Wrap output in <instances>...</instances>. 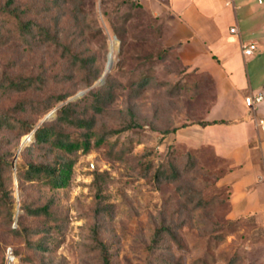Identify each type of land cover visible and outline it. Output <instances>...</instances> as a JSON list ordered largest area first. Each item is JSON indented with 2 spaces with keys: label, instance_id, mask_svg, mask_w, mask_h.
Segmentation results:
<instances>
[{
  "label": "rangeland",
  "instance_id": "obj_1",
  "mask_svg": "<svg viewBox=\"0 0 264 264\" xmlns=\"http://www.w3.org/2000/svg\"><path fill=\"white\" fill-rule=\"evenodd\" d=\"M6 4L0 0V9ZM15 7L24 21L47 25L79 62L0 12V116H6L0 155L14 164L7 181L11 196L0 202V264H104L97 239L110 264H264V215L234 209L232 187L222 182L231 161L205 141L214 133L195 124L213 109L216 82L165 50L150 11L132 8L128 0H15ZM112 44L111 78L97 85ZM23 77L39 80L28 90L11 89L10 80ZM80 92L85 94L70 100ZM90 92H99L102 109ZM68 94L74 95L53 110L82 99L78 113L95 117L97 131L114 134L86 154L67 155L76 161L69 188L21 184L18 167L42 160L48 150L32 147L34 139L21 150L19 121L36 128L51 124L56 114L45 122L49 113L40 114ZM47 204L57 225L50 233L42 218L25 211ZM18 223L21 232L13 231ZM163 227L174 234L156 245Z\"/></svg>",
  "mask_w": 264,
  "mask_h": 264
},
{
  "label": "crops",
  "instance_id": "obj_2",
  "mask_svg": "<svg viewBox=\"0 0 264 264\" xmlns=\"http://www.w3.org/2000/svg\"><path fill=\"white\" fill-rule=\"evenodd\" d=\"M139 1L163 24L166 46L177 47L182 63L216 82L217 101L203 121L226 122L197 126L214 133L205 141L231 161L222 182L232 187L234 209L264 215V99L254 107L245 101L264 96V0ZM235 25L238 35L230 33ZM249 42L258 48L246 58L241 46Z\"/></svg>",
  "mask_w": 264,
  "mask_h": 264
},
{
  "label": "trees",
  "instance_id": "obj_3",
  "mask_svg": "<svg viewBox=\"0 0 264 264\" xmlns=\"http://www.w3.org/2000/svg\"><path fill=\"white\" fill-rule=\"evenodd\" d=\"M128 3L132 8L137 9H146L140 1L128 0ZM149 11V10H148ZM3 17L8 18H16L17 26L27 35H34L38 38H41L44 42H52L57 44L59 47H62L64 51L69 54L70 59L73 62H79L77 57L73 55L71 49L61 43L58 38V35H54L50 28L47 25L39 24L34 19H29L24 21L17 14V10L15 7V0H7V4L0 9ZM151 13V12H150ZM152 15V14H151ZM152 17L158 22L159 32L161 35H164V26L159 21L158 18ZM114 33L122 40V36L114 30ZM177 47H168L165 50L168 51H176ZM179 57V56H178ZM100 76V75H99ZM99 76H95L94 79L90 80L87 84V87L91 86L96 80H98ZM106 85L111 78V74L107 76ZM38 78L34 77H23L19 79H11L9 82V86L11 89L17 91H24L32 88L36 83H38ZM102 88V87H101ZM74 94L64 95L57 100V102L53 105H48L44 111L40 114V118H43L46 114L53 111L57 104L66 102L70 97ZM90 96H92L95 100L94 103L98 106L97 109H102V101L101 96H99V92L92 93L90 92ZM89 96L87 95L85 98L87 99ZM84 98V99H85ZM81 100L77 102H68L63 105L60 109L56 110V116L54 120H52L48 124L47 122L36 128L35 125H32L24 120H20V126H22L23 132L21 136L29 135L33 131H35L34 135V143L32 147L44 149L47 148V154L42 160L38 161H29L27 166L22 168L18 167V176L23 182H39L49 187L52 190H60L69 188L73 179L74 174V166L76 164L75 159H72L69 156H73L78 152H82L86 154L90 152L93 148H99L104 145L111 134H114V131H104L100 132L96 130V120L95 117H89L88 115H80L78 113V107L81 104ZM21 106V105H20ZM6 118L5 115L0 116V124L4 122ZM7 120V119H6ZM226 121H203L197 122L195 124L201 126H208L218 123H225ZM7 123H9L7 121ZM18 123V124H19ZM63 127L72 128L81 132L79 138L73 137L70 133L66 132ZM31 147H28L22 151V154L25 156L26 153L30 150ZM58 151L59 153H55ZM14 168V164L12 161L8 160V157L0 155V202L6 203L11 196L10 191L8 189L7 181L9 174H12ZM102 175H97L95 182H99ZM100 185H98L99 187ZM99 192L101 188L99 187ZM200 204H207V201L201 200ZM25 211L28 214L35 216L36 218L43 219V226L45 227L48 233L53 232L56 225L55 221V213L51 209V205L47 204L43 207H39L36 209L25 208ZM13 218H11V223H13ZM22 223H18V227H15L13 231H20ZM24 229V228H23ZM173 229L171 227H163L161 230L155 235L154 244L157 245L162 238L166 235H173ZM95 235L98 236V231H95ZM99 248L101 250V258L104 264H110V258L108 255V250L106 246L97 239ZM12 251L15 255V250L13 247ZM38 249L43 248L42 244L37 246Z\"/></svg>",
  "mask_w": 264,
  "mask_h": 264
},
{
  "label": "built area",
  "instance_id": "obj_4",
  "mask_svg": "<svg viewBox=\"0 0 264 264\" xmlns=\"http://www.w3.org/2000/svg\"><path fill=\"white\" fill-rule=\"evenodd\" d=\"M226 5L227 6H233L234 5V0H227L226 1ZM230 33L234 34V35H238L239 34V29L238 27L232 26L230 28ZM242 53L243 56L246 58L252 57L254 55V53L256 52L258 45L257 43L254 42H249V43H243L242 46ZM264 99V96L262 94H257V95H250L248 97H246L245 101L246 104L250 107H254L255 105L261 103ZM259 126L261 128V130L264 132V119L259 120ZM263 169H264V165H263ZM8 254L10 256L13 255V251L11 248L8 249Z\"/></svg>",
  "mask_w": 264,
  "mask_h": 264
},
{
  "label": "water",
  "instance_id": "obj_5",
  "mask_svg": "<svg viewBox=\"0 0 264 264\" xmlns=\"http://www.w3.org/2000/svg\"><path fill=\"white\" fill-rule=\"evenodd\" d=\"M112 67H113V59H112V54L110 53V55H109V60H108L107 66H106V70H105V72H104L102 78L98 81L97 85H101V84H103V83L105 82V80H106L108 74H109V73L111 72V70H112ZM84 94H85V92H80L77 96L71 98L70 100H78V99H79L80 97H82ZM56 110H57V109H55V110H53L52 112H50V113L45 117V119H44L43 122H45V121H47V120L53 118V117L55 116V114H56ZM34 135H35V131H33L32 134L30 135L31 137H30L29 142H23V143H22L21 150H22V149H23L28 143H30V142L34 139Z\"/></svg>",
  "mask_w": 264,
  "mask_h": 264
},
{
  "label": "bare ground",
  "instance_id": "obj_6",
  "mask_svg": "<svg viewBox=\"0 0 264 264\" xmlns=\"http://www.w3.org/2000/svg\"><path fill=\"white\" fill-rule=\"evenodd\" d=\"M110 53L112 54V59H113V55H114V45L112 44L111 45V47H110ZM110 53H109V55H110ZM108 60H109V57H108ZM31 134H29V135H26V136H23V138H22V143L23 142H29V140H30V136Z\"/></svg>",
  "mask_w": 264,
  "mask_h": 264
}]
</instances>
